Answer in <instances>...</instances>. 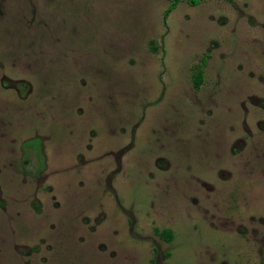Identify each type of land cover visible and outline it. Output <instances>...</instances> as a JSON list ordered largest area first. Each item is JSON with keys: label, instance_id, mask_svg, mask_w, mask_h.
<instances>
[{"label": "rangeland", "instance_id": "374dc122", "mask_svg": "<svg viewBox=\"0 0 264 264\" xmlns=\"http://www.w3.org/2000/svg\"><path fill=\"white\" fill-rule=\"evenodd\" d=\"M167 5L0 0V264H264V0Z\"/></svg>", "mask_w": 264, "mask_h": 264}, {"label": "trees", "instance_id": "16d2710c", "mask_svg": "<svg viewBox=\"0 0 264 264\" xmlns=\"http://www.w3.org/2000/svg\"><path fill=\"white\" fill-rule=\"evenodd\" d=\"M204 0H168V5L164 11V19L169 15V13L176 8V6L180 2H186L189 6H196L199 3H201ZM227 3H231L232 0H223ZM196 69L193 71V76H192V85L195 90H198L203 79V70L201 66L197 65L195 67ZM155 234L162 238L164 241L169 242L173 238V234L171 230L165 229V230H154Z\"/></svg>", "mask_w": 264, "mask_h": 264}]
</instances>
